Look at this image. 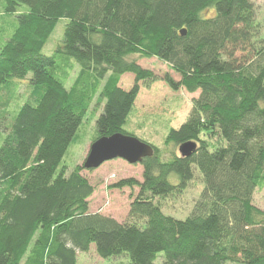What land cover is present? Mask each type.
<instances>
[{
  "label": "trees",
  "instance_id": "1",
  "mask_svg": "<svg viewBox=\"0 0 264 264\" xmlns=\"http://www.w3.org/2000/svg\"><path fill=\"white\" fill-rule=\"evenodd\" d=\"M60 20L61 43L41 54ZM29 76V102L15 111L13 80ZM157 80L199 94L164 140L194 152L164 159L148 144L142 182L113 186L139 189L127 221L89 214L94 188L63 157L93 100L95 140L133 136L124 126L139 84ZM195 171L203 189L191 214L165 215L159 202L184 193ZM263 187L264 41L252 0H0V264H78L92 246L120 264H264V211L252 203Z\"/></svg>",
  "mask_w": 264,
  "mask_h": 264
},
{
  "label": "rangeland",
  "instance_id": "2",
  "mask_svg": "<svg viewBox=\"0 0 264 264\" xmlns=\"http://www.w3.org/2000/svg\"><path fill=\"white\" fill-rule=\"evenodd\" d=\"M252 3L255 9V21L259 25L260 36L264 41V0H252ZM65 24V20L57 22L55 29L42 48L41 54L50 56L54 53L62 41ZM131 59L136 60L142 69L151 71L158 79H161L166 73L170 74L176 81L179 79L165 63L155 58L141 59L131 57ZM75 75L73 73L70 76L67 88L73 84L76 78ZM28 79H30V76L24 81L13 80L16 94L15 101L10 108H14L15 111L22 104L29 102L31 89ZM133 83L134 77L131 74H126L121 77L119 86L123 90L128 91L132 88ZM139 85L140 91L124 130L133 134V137L140 141L161 150V153H165L163 155L164 159L168 157V153L171 150L178 154L177 148H172L171 145L165 146L164 140L169 129H178L185 122L192 107V100L197 98L199 94H189L183 89L172 91L161 80H157L149 87L143 86L142 83ZM94 103L95 100H93L86 112L73 141L62 159L61 166H66L68 172L72 171L76 166L83 167L89 154L90 146L97 136L96 120L100 116L102 109L101 107L95 108ZM142 173L143 169L140 164L131 165L120 159L106 162L95 170H83L81 172L82 177L94 188V193L88 200V213H98L119 223L127 221L130 204L137 197L139 189L114 188L113 186L128 179L142 182ZM202 189V178L195 171L194 178L188 184L184 193L159 202L162 212L177 220H184L191 214ZM252 203L264 211V187L260 190H255L252 196ZM125 261V258L100 259L93 246L86 253H77L78 264H120Z\"/></svg>",
  "mask_w": 264,
  "mask_h": 264
},
{
  "label": "water",
  "instance_id": "3",
  "mask_svg": "<svg viewBox=\"0 0 264 264\" xmlns=\"http://www.w3.org/2000/svg\"><path fill=\"white\" fill-rule=\"evenodd\" d=\"M193 143H185L178 148L181 157H189L195 150ZM153 155V149L139 139L123 134L101 137L95 140L83 164L84 170H95L102 164L116 159L128 164H140Z\"/></svg>",
  "mask_w": 264,
  "mask_h": 264
}]
</instances>
